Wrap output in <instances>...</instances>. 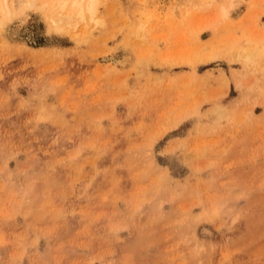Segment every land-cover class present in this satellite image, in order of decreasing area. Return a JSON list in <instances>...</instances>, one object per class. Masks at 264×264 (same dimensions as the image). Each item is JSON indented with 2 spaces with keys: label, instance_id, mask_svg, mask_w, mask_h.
<instances>
[{
  "label": "rangeland",
  "instance_id": "374dc122",
  "mask_svg": "<svg viewBox=\"0 0 264 264\" xmlns=\"http://www.w3.org/2000/svg\"><path fill=\"white\" fill-rule=\"evenodd\" d=\"M49 2L0 24V264H264V0Z\"/></svg>",
  "mask_w": 264,
  "mask_h": 264
},
{
  "label": "bare ground",
  "instance_id": "6f19581e",
  "mask_svg": "<svg viewBox=\"0 0 264 264\" xmlns=\"http://www.w3.org/2000/svg\"><path fill=\"white\" fill-rule=\"evenodd\" d=\"M27 2L28 0H17L15 2L0 0V14L3 16L0 17V24L3 23L4 19L7 20L10 16L22 17V5H27ZM49 3L61 10H66V19H70L71 17H78L82 19L84 15L94 14L96 0H50ZM222 10L224 11V9ZM224 12L222 14H224Z\"/></svg>",
  "mask_w": 264,
  "mask_h": 264
},
{
  "label": "crops",
  "instance_id": "0c3cea01",
  "mask_svg": "<svg viewBox=\"0 0 264 264\" xmlns=\"http://www.w3.org/2000/svg\"><path fill=\"white\" fill-rule=\"evenodd\" d=\"M243 13H245V9H243Z\"/></svg>",
  "mask_w": 264,
  "mask_h": 264
}]
</instances>
